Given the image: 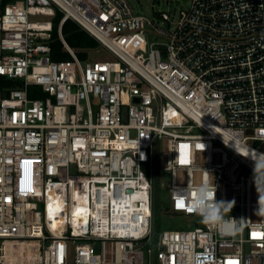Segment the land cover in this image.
Segmentation results:
<instances>
[{"label":"built area","instance_id":"obj_1","mask_svg":"<svg viewBox=\"0 0 264 264\" xmlns=\"http://www.w3.org/2000/svg\"><path fill=\"white\" fill-rule=\"evenodd\" d=\"M185 1L157 26L128 0H0V264H264V0ZM156 150L168 212L213 176L222 225L154 234Z\"/></svg>","mask_w":264,"mask_h":264},{"label":"rangeland","instance_id":"obj_2","mask_svg":"<svg viewBox=\"0 0 264 264\" xmlns=\"http://www.w3.org/2000/svg\"><path fill=\"white\" fill-rule=\"evenodd\" d=\"M133 10L136 13L146 16L152 19L157 26H165V21L158 15L161 11L171 12L174 8H185L188 5V1L181 0H128ZM32 20H40L48 18L47 16L34 15L30 17ZM153 30V27L147 25L144 31L149 35ZM100 49V50H99ZM98 50H93L90 53V59H100L98 54H104L102 51H106L101 45ZM102 50V51H101ZM92 56H96L93 57ZM108 58H114L110 53ZM103 59V58H102ZM262 152H264V142L257 141L254 143ZM154 157V164L152 167V219L151 226L154 234L167 229H189L195 224H201L202 219L196 214H183L177 212H166V207L169 202L168 200V188L167 181L168 175L163 171L159 170V157L158 151L156 150Z\"/></svg>","mask_w":264,"mask_h":264},{"label":"trees","instance_id":"obj_3","mask_svg":"<svg viewBox=\"0 0 264 264\" xmlns=\"http://www.w3.org/2000/svg\"><path fill=\"white\" fill-rule=\"evenodd\" d=\"M61 17L62 13L56 10L55 14L50 18L52 26L47 42L50 46V57L54 60L66 59L70 56L68 51L64 49V45L58 35V25ZM61 34L65 42L73 48L81 60H91L90 53L100 47L98 40L72 19L67 18L61 23ZM96 56H92V58ZM8 84H11V81L0 76V88ZM166 212L168 213L167 207Z\"/></svg>","mask_w":264,"mask_h":264},{"label":"clouds","instance_id":"obj_4","mask_svg":"<svg viewBox=\"0 0 264 264\" xmlns=\"http://www.w3.org/2000/svg\"><path fill=\"white\" fill-rule=\"evenodd\" d=\"M259 166L264 167V163ZM216 188L215 178L213 176L205 177L199 184L189 185L186 189L179 190L178 194L181 197H186L190 202L187 211L199 215L203 223L222 225L224 213L231 211L235 202L217 201ZM236 230L240 231L241 229L237 228Z\"/></svg>","mask_w":264,"mask_h":264},{"label":"snow or ice","instance_id":"obj_5","mask_svg":"<svg viewBox=\"0 0 264 264\" xmlns=\"http://www.w3.org/2000/svg\"><path fill=\"white\" fill-rule=\"evenodd\" d=\"M197 147H200L199 145ZM186 162V161H184ZM178 208H183L184 207V201H178L177 202V205H176ZM254 235H258V234H254ZM229 264H237V262L235 261H229Z\"/></svg>","mask_w":264,"mask_h":264},{"label":"bare ground","instance_id":"obj_6","mask_svg":"<svg viewBox=\"0 0 264 264\" xmlns=\"http://www.w3.org/2000/svg\"><path fill=\"white\" fill-rule=\"evenodd\" d=\"M42 24H45V23H42ZM264 159V158H263Z\"/></svg>","mask_w":264,"mask_h":264}]
</instances>
